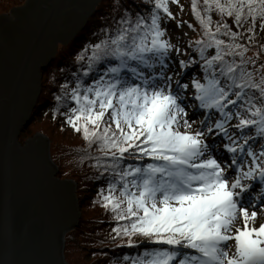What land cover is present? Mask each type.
Segmentation results:
<instances>
[{"label":"snow or ice","instance_id":"snow-or-ice-1","mask_svg":"<svg viewBox=\"0 0 264 264\" xmlns=\"http://www.w3.org/2000/svg\"><path fill=\"white\" fill-rule=\"evenodd\" d=\"M133 3L113 6L119 19L77 56L53 110L66 109L81 161L107 177L94 203L109 238L159 245L120 264H264V0H190L199 37L177 43L167 24L186 23L170 8L179 0ZM198 62L202 79L182 83Z\"/></svg>","mask_w":264,"mask_h":264},{"label":"water","instance_id":"water-1","mask_svg":"<svg viewBox=\"0 0 264 264\" xmlns=\"http://www.w3.org/2000/svg\"><path fill=\"white\" fill-rule=\"evenodd\" d=\"M100 1L26 0L0 14V264H70L65 236L83 216L77 184L58 176L44 133L21 135L41 102L42 70Z\"/></svg>","mask_w":264,"mask_h":264},{"label":"trees","instance_id":"trees-1","mask_svg":"<svg viewBox=\"0 0 264 264\" xmlns=\"http://www.w3.org/2000/svg\"><path fill=\"white\" fill-rule=\"evenodd\" d=\"M25 0H0V14L9 11L12 7L20 5ZM128 5L131 9H136V5L133 0H101L98 4L95 13L89 18L83 29L78 32L75 38L70 42L69 45H61L58 49L55 59L42 70V94L41 102L34 109L31 122H34L36 118L44 119L49 122V127L53 131H58L62 137L56 140L53 136L51 142V157L58 166V176L70 177L77 184V196L81 198L83 207L90 210V214L83 215L79 219L78 225L70 230L65 236V249L64 254L67 261L71 264H110L115 261V264H120L123 257L137 256L143 252L146 248L151 249L159 247V245L153 242L142 241L140 244L134 247L127 245H121L120 240L110 239L111 228L114 224L109 219V214L105 212L98 203H94L97 199V192L100 187H106L107 177L103 179L99 177V171L92 167L89 160L81 161V152L78 151L83 146L84 141L75 132H73L67 125L59 126L58 123L64 118L62 113L66 110L63 106L59 107L56 115H53V110L57 108V102L55 96L60 94V85L65 83V78L71 80V73L77 72L80 61L77 60V56L81 54L82 50L86 49L93 43H97L103 38L100 29L107 25H114L115 20L119 19L116 14V9L113 7L117 3ZM137 3H141L142 0H136ZM188 6L190 0H186ZM189 15L191 21L186 20L187 24L191 23L195 26V30L190 28L192 31V40L199 37V26L191 14L189 7ZM115 16V19H114ZM217 17L213 15L215 20ZM231 23V21H229ZM257 42L264 44V31H261L257 26ZM256 48L253 47L248 55H253ZM188 54L193 55L191 49H188ZM90 52L85 53V61ZM258 62H264V52L261 53ZM200 64V62H198ZM104 62L100 63V67H104ZM200 75L197 79H202L203 70L199 65ZM97 76L96 72L90 74L89 77L85 78V83H91V78ZM44 116V117H43ZM31 124V123H30ZM29 124V125H30ZM28 125V126H29ZM68 136V138H67ZM150 162V158H145L144 161H136L134 158L129 159L126 163H146ZM85 191L89 193L85 194ZM86 195V196H84ZM68 245H72L71 248H67ZM71 243V244H70ZM71 252V256L68 252ZM83 251L91 257L88 260L86 256L82 255ZM75 252L80 253V262L75 260ZM82 252V253H81ZM88 252V253H87ZM85 254V253H84ZM72 258V260H71ZM130 264V262H129Z\"/></svg>","mask_w":264,"mask_h":264},{"label":"rangeland","instance_id":"rangeland-1","mask_svg":"<svg viewBox=\"0 0 264 264\" xmlns=\"http://www.w3.org/2000/svg\"><path fill=\"white\" fill-rule=\"evenodd\" d=\"M25 1L22 4H24ZM179 3L181 5H183V10L182 11L180 10V8L177 7V5L170 4V8H171V10L173 11V13H174V15L176 17V21H185V22H186V20L191 21V18H190V15H189L188 3L186 2V0H179ZM22 4H20V5H22ZM20 5H16V6H20ZM9 11L4 12V13H8ZM186 24H187V22L182 24L180 27H176L175 21L168 22V24H167L168 36L171 37L173 43H177L178 41H186V40H189V39L192 40V36H193L192 31L190 30V28ZM180 58L181 59H185L186 56L182 54ZM199 65L200 64L197 63L195 65L189 66V68L187 69V71L185 73V76L182 78L181 82L184 83V82H188L191 78H197L200 75ZM189 100L191 102V97H189ZM197 111L200 112L201 115H202L203 110L197 109ZM34 117H37V115L35 114ZM200 118H201L200 116H194L193 117V119H195V120H199ZM234 122L235 121H233V123ZM30 123H29L30 125L28 124L29 126L27 125L24 128V131H23V133L21 135V142H24L27 138H30V137L34 136V134L39 133V132L44 133L50 139L51 142H52V138H50V136H53L56 140H59V138L62 137L61 134L57 133L58 131L56 132V131L51 130V128L49 127V122L48 121H44V119L36 118L34 122H30ZM58 125L59 126H65L66 125V123L64 121V118L61 120L60 123H58ZM67 128H68V126H67ZM67 138H68V136H67ZM225 154H226V152H225ZM217 155H221V153H217ZM60 178L72 179L70 177H60ZM87 193H89V192L85 191V194H87ZM84 196H86V195H84ZM253 196H256V193H254ZM255 202H258V198H257V201H255ZM83 204H85V202H82V200H81L82 214L83 215H87L88 213L90 214V210L88 208H85V206L83 207ZM249 211H252L251 207L249 208ZM257 212H258V214H260L259 209H257ZM257 219L260 222L261 219H264V215L260 214V216ZM67 246H68L67 248H71L72 245H67ZM68 252H69V254L71 256V252H70L69 249H68ZM82 255L83 256L85 255L88 260H91V257L89 258L88 254H86L85 251H83ZM82 255L80 253L75 252V257L74 258H75V260L78 263L80 262V258H81L80 256H82ZM71 260H72V258H71Z\"/></svg>","mask_w":264,"mask_h":264},{"label":"bare ground","instance_id":"bare-ground-1","mask_svg":"<svg viewBox=\"0 0 264 264\" xmlns=\"http://www.w3.org/2000/svg\"><path fill=\"white\" fill-rule=\"evenodd\" d=\"M222 151H224V150H222ZM227 155V154H226ZM259 191V187H257V192ZM254 193H256V192H253L252 193V195H254ZM260 216V214H258V217ZM257 217V218H258ZM257 223H259V221H258V219H257ZM233 249H229V252H231Z\"/></svg>","mask_w":264,"mask_h":264}]
</instances>
